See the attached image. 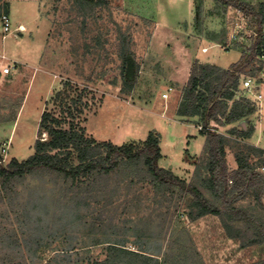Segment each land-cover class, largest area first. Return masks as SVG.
I'll return each instance as SVG.
<instances>
[{"label":"trees","instance_id":"trees-1","mask_svg":"<svg viewBox=\"0 0 264 264\" xmlns=\"http://www.w3.org/2000/svg\"><path fill=\"white\" fill-rule=\"evenodd\" d=\"M70 1L84 20L95 15L106 2ZM214 1L225 10L229 5L240 9L249 18L248 26L258 35L251 38L249 45L240 46V59L228 68L193 62L177 115L185 120L197 118L206 139L190 179L161 164V133L155 129L142 142L121 145L88 136L80 121L87 104L80 106L81 96L66 100L64 91L57 93L59 114L43 111L38 132L47 138L36 139L30 156L23 160L13 158L4 164L0 153V199L10 195L17 183L27 177L51 180L58 189V210L54 216L48 215L44 201L37 206L38 234L26 242L29 247L35 245V253L41 249L44 252L62 235L68 237V231L82 226L89 230L86 238L90 243L82 237V244L75 246L78 238L71 236L66 246H50L52 253L43 259L44 264H161L163 243L152 248L153 239L175 227L191 241L189 229L177 230V225L180 221L194 223L208 215L220 220L226 236L238 242L239 248L257 246L264 250V172L260 169L264 148L242 144L235 153L237 166L231 168L228 146L238 142L237 138H250L254 124L247 128L233 126L230 131L237 138L217 128L258 112L257 104L246 96H238L237 90L242 75L254 76L264 83V63L259 59L264 46V2ZM8 6L6 3L5 13ZM196 9L198 24L202 26L204 0H197ZM232 21L230 17L226 28L218 32H206L207 37L227 42ZM132 45V36L121 31L118 56L121 90L125 93L134 89L141 69ZM130 241L135 249L128 246ZM93 248H102L105 256L99 258ZM187 252L180 256L186 254L190 258ZM253 264H264V256Z\"/></svg>","mask_w":264,"mask_h":264},{"label":"rangeland","instance_id":"rangeland-1","mask_svg":"<svg viewBox=\"0 0 264 264\" xmlns=\"http://www.w3.org/2000/svg\"><path fill=\"white\" fill-rule=\"evenodd\" d=\"M9 1L11 3L0 1V53L6 55V59L0 57V70L6 65L15 66L8 74L0 71V153L4 156V164L13 158L26 159L34 152L36 139L39 136L47 138L46 134L38 132L41 115L45 109L59 114L57 93L64 91L65 98L81 96L80 106L87 104L80 121L88 136L121 145L142 142L149 131L155 129L161 133L164 153L161 164L186 179L191 178L194 162L202 152L204 142L201 139L195 141L193 155L187 150L186 139L191 132L201 133L199 127L202 124L195 121L193 127L184 126L172 116L180 118L179 122H194V119L176 117L166 102L162 104L160 94L163 88L174 87L178 96L175 103L179 105L185 86L173 84L171 79L162 76L161 62L152 57L148 48L155 25L153 2L157 7L163 5L165 15L171 21L179 15H189L191 5L188 1L106 0L95 15L85 20L70 0ZM247 1L253 4L264 2ZM6 3L9 4L6 14L10 17L11 29L25 24V30L3 39L1 17ZM218 12L220 19L209 16L207 21L211 24L217 20L220 24L225 23L223 28H226L229 14L224 8ZM197 16L198 13L195 18L197 28H202L204 18L200 26ZM121 31L132 36V48L141 63L138 82L130 93L121 90L118 56ZM199 55L212 63L227 66L239 58L240 50H226L214 45L207 53L200 51ZM262 93L264 95V87ZM260 109L258 106V112ZM255 116L257 119L258 114L251 115V121L245 119V127L240 120L220 125L218 131L232 136L230 129L233 126L247 128L255 122ZM263 132L264 127L253 139L233 135L238 142L228 146L231 168L237 166L235 153L242 144L256 145L254 142H257L259 145L256 146H264ZM43 196L45 198L41 199ZM58 198L54 182L27 177L17 183L10 195L0 199V264H44L43 259L52 253V249L66 246L71 236L78 238L75 246L82 244V237L91 242L86 238L88 228L82 226L68 231V237H59L60 240L50 245L52 249L48 246L44 252L41 249L40 253H35V245L27 246V240L38 234L35 223L40 209L37 206L44 201L47 213L52 217L58 210ZM177 226H180L177 230L181 227L189 229L191 241L188 236L175 231V227L172 232L169 230L166 235L154 238L152 248L163 243L161 264H253L264 256L261 247L239 248V243L226 236L220 220L213 215L194 223L180 221ZM128 246L136 247L131 241ZM185 250L190 254L188 259L186 254L180 256ZM93 253L99 258L105 256L102 248H93Z\"/></svg>","mask_w":264,"mask_h":264},{"label":"crops","instance_id":"crops-1","mask_svg":"<svg viewBox=\"0 0 264 264\" xmlns=\"http://www.w3.org/2000/svg\"><path fill=\"white\" fill-rule=\"evenodd\" d=\"M6 1L11 3L9 0ZM174 1L178 2L182 0H174ZM185 1H188L189 5H191L189 15L188 13L187 15H179L177 18L172 19L171 21L167 19L163 5L161 4L158 5L157 7L153 2V6L151 7L155 17L154 18L155 25L153 27V31L151 33L149 39V45H148L149 50H151L152 57L157 58V60L161 62V67L163 68L162 72L164 74L162 76L168 77L169 79H171V82L173 84H179V86L181 85L182 87L186 85L189 79L191 68L195 60H198L202 63L215 64L202 58L199 55V53L200 51H202L203 53H207L212 46L219 44V42L214 41L209 37H207L206 32L208 31L218 32L225 25V23L223 24H220V22L218 23L217 20L213 21V23L211 24L207 21L209 16L220 19L219 17L220 15L218 11H220L221 8L216 6L214 0H204L203 26L202 29L197 28V24L195 22V18L197 15L196 12L197 0H185ZM204 48H208V50L204 51L203 50ZM240 56H241V52H240ZM240 56L234 62H237L240 59ZM215 65H218L223 68H228L230 66V65L224 66L219 64H215ZM170 87L172 86L169 85L168 87L163 88L162 92L160 91L161 99H163L162 104L164 105L166 102L168 104V109L169 108L173 109L175 116L178 117L176 112L178 103L177 104L175 103L178 96L175 94L174 87H172V90H170ZM263 87H264V83H262L259 86V90L261 92ZM166 92L168 93L167 101L163 98V94ZM181 98H179L180 99L179 101H181ZM259 108H261L260 109L261 111L256 113L258 114L257 119L256 116L253 117V119H255V122L253 123L255 129L250 139H253L254 137L256 138V136L259 135V132H261L264 127V102ZM172 117L175 119L176 122L188 127H193L194 125H196L195 121H197L195 120L196 118H193L195 123L179 122L178 120L180 118L177 119L174 116ZM245 119L251 121L252 117L249 116L242 120L244 127L246 124ZM197 131H199L198 128ZM187 136L188 137L186 140L187 143L189 144L187 150H189V152L194 155L195 141L201 139L205 143L206 137L202 133L193 134L192 132L189 133ZM254 144L259 145L257 142H254ZM203 146L201 147L200 152L203 149ZM262 148H264V146H262ZM162 154L164 155L163 151Z\"/></svg>","mask_w":264,"mask_h":264},{"label":"built area","instance_id":"built-area-1","mask_svg":"<svg viewBox=\"0 0 264 264\" xmlns=\"http://www.w3.org/2000/svg\"><path fill=\"white\" fill-rule=\"evenodd\" d=\"M227 12L229 14V17H233V21L231 22V31L229 33V39L225 45L219 43L218 45L223 47L226 50L231 49H240V46L243 44L249 45L250 40L252 37L258 35L257 32H255L252 28L248 26V16L244 14L240 9L234 8L232 5H229L227 7ZM2 20L4 22L3 24V33L2 38L6 39L8 35L14 34L17 35L18 32L24 31V25L20 24L14 30L11 29V22L10 17L8 14L4 13L2 14ZM262 35L264 36V26L262 30ZM249 41V43H247ZM204 51H207L208 48H204ZM0 57L2 59H6L5 54L0 53ZM259 59L261 62L264 63V46L262 48V51L259 55ZM13 65H6L3 66L2 71L5 74H8L13 68ZM262 77H264V70L261 73ZM262 83L258 81V79L251 75H242L240 86L237 90L238 96H246L250 98L252 101H254L259 107L264 102V95L259 90V86ZM170 90H172V87H170ZM165 98H168V93H164L163 95ZM200 129L203 128V126L199 127ZM261 171L264 172V164L261 166Z\"/></svg>","mask_w":264,"mask_h":264},{"label":"bare ground","instance_id":"bare-ground-1","mask_svg":"<svg viewBox=\"0 0 264 264\" xmlns=\"http://www.w3.org/2000/svg\"><path fill=\"white\" fill-rule=\"evenodd\" d=\"M23 30H25V28H23Z\"/></svg>","mask_w":264,"mask_h":264}]
</instances>
